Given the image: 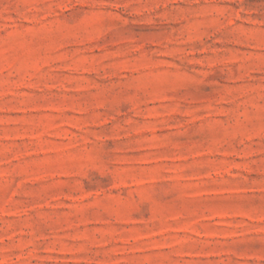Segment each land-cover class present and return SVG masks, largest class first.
<instances>
[{
	"label": "rangeland",
	"instance_id": "374dc122",
	"mask_svg": "<svg viewBox=\"0 0 264 264\" xmlns=\"http://www.w3.org/2000/svg\"><path fill=\"white\" fill-rule=\"evenodd\" d=\"M0 264H264V0H0Z\"/></svg>",
	"mask_w": 264,
	"mask_h": 264
}]
</instances>
